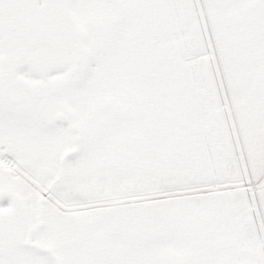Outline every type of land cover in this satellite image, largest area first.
Here are the masks:
<instances>
[{
	"label": "snow or ice",
	"instance_id": "snow-or-ice-1",
	"mask_svg": "<svg viewBox=\"0 0 264 264\" xmlns=\"http://www.w3.org/2000/svg\"><path fill=\"white\" fill-rule=\"evenodd\" d=\"M0 264H264V0H0Z\"/></svg>",
	"mask_w": 264,
	"mask_h": 264
}]
</instances>
